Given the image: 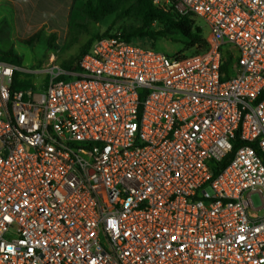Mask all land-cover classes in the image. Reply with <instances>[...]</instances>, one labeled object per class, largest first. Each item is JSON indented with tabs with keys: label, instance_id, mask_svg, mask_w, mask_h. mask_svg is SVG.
I'll list each match as a JSON object with an SVG mask.
<instances>
[{
	"label": "built area",
	"instance_id": "2783aa9c",
	"mask_svg": "<svg viewBox=\"0 0 264 264\" xmlns=\"http://www.w3.org/2000/svg\"><path fill=\"white\" fill-rule=\"evenodd\" d=\"M175 8L206 49L0 61V264H264V0Z\"/></svg>",
	"mask_w": 264,
	"mask_h": 264
},
{
	"label": "rangeland",
	"instance_id": "374dc122",
	"mask_svg": "<svg viewBox=\"0 0 264 264\" xmlns=\"http://www.w3.org/2000/svg\"><path fill=\"white\" fill-rule=\"evenodd\" d=\"M86 1L77 0L76 5L73 7L71 19L65 27L59 28L56 31H46L43 29L44 34L40 39L30 45L24 43V40L32 36V34L28 35L29 37L20 35L12 19L11 7L8 4H0V50L12 51L20 56L22 60L20 67L24 69L42 68L48 66L51 60L64 67L63 63L78 56L81 48L91 39L107 33L119 34L123 26L132 23L129 19H123L114 14L106 17L100 23L91 22L86 25L87 30L80 29L77 32L73 28L72 23L84 22V18L80 14V9ZM194 21L196 25L202 27L204 36H207L209 30L206 23L198 18H194ZM186 42L179 34H173L160 38L154 43V46L156 49L171 55H193L197 49L186 45ZM24 79L25 83H29L32 85L30 87L34 86L36 89H42L46 85V80H44L43 76L37 77V75L30 73L26 74ZM253 201L255 206L260 205L258 195H253Z\"/></svg>",
	"mask_w": 264,
	"mask_h": 264
},
{
	"label": "trees",
	"instance_id": "16d2710c",
	"mask_svg": "<svg viewBox=\"0 0 264 264\" xmlns=\"http://www.w3.org/2000/svg\"><path fill=\"white\" fill-rule=\"evenodd\" d=\"M170 2L171 4L168 8H162L153 5L150 0H87L80 9V14L84 18V22H73L72 26L77 32L80 29L87 30V24L91 22L100 23L106 17L116 14L132 22L129 25L123 26L122 31L119 33L129 42H141L144 45H149L156 49L154 43L160 38L179 34L187 41L185 43L186 45L197 49L194 54L206 49L208 43L202 27L196 25L192 15H183L175 8L177 0H170ZM43 34L44 30L41 29L25 39L24 43L30 45L40 39ZM117 35V33H107L103 36H96L95 39L98 40L103 37ZM95 39L88 41L81 48L80 54L68 62H64L63 66L65 68H71L83 55L90 51L93 43L96 41ZM0 61L15 66L22 65L20 56L12 51L0 50ZM16 86L18 88H28L32 85L29 83H21L16 84ZM237 148L238 146L235 147V149ZM226 163L227 160L221 164V167Z\"/></svg>",
	"mask_w": 264,
	"mask_h": 264
},
{
	"label": "crops",
	"instance_id": "0c3cea01",
	"mask_svg": "<svg viewBox=\"0 0 264 264\" xmlns=\"http://www.w3.org/2000/svg\"><path fill=\"white\" fill-rule=\"evenodd\" d=\"M76 2L77 0H0V4L11 7L17 32L24 37L41 29L56 31L65 27L71 19Z\"/></svg>",
	"mask_w": 264,
	"mask_h": 264
}]
</instances>
